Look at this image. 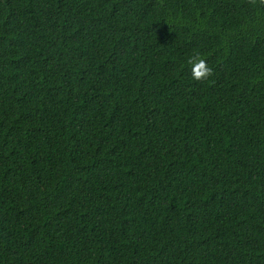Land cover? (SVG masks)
I'll list each match as a JSON object with an SVG mask.
<instances>
[{
	"label": "trees",
	"instance_id": "trees-1",
	"mask_svg": "<svg viewBox=\"0 0 264 264\" xmlns=\"http://www.w3.org/2000/svg\"><path fill=\"white\" fill-rule=\"evenodd\" d=\"M0 264H264V0H0Z\"/></svg>",
	"mask_w": 264,
	"mask_h": 264
},
{
	"label": "clouds",
	"instance_id": "clouds-1",
	"mask_svg": "<svg viewBox=\"0 0 264 264\" xmlns=\"http://www.w3.org/2000/svg\"><path fill=\"white\" fill-rule=\"evenodd\" d=\"M188 64L192 66V76L193 79L197 81H203L213 74L212 68H210L206 61L199 55L190 57L188 59Z\"/></svg>",
	"mask_w": 264,
	"mask_h": 264
}]
</instances>
